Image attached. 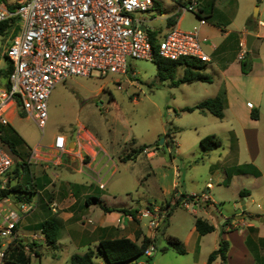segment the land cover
I'll list each match as a JSON object with an SVG mask.
<instances>
[{
    "label": "rangeland",
    "instance_id": "obj_1",
    "mask_svg": "<svg viewBox=\"0 0 264 264\" xmlns=\"http://www.w3.org/2000/svg\"><path fill=\"white\" fill-rule=\"evenodd\" d=\"M202 1L207 7V16L210 15V9H214L224 17H231V27L235 30L245 28L247 32L258 34L251 47L249 59L253 61V75L262 73L264 76V29L259 25L260 22L264 23V0ZM155 3L156 8L144 14L152 18L145 26L154 33L155 38L168 27L164 22V17L167 16H174L176 19L182 15L179 22L181 30H192L196 26L197 18L190 11L182 12L177 9V4L186 5L184 0H155ZM253 13L256 14L254 18ZM208 22L211 24L218 22V16L210 15ZM8 34H0V69H5L8 64L7 59L1 56L4 46L8 43ZM127 64L133 71L132 76L129 73L99 75L92 72L89 77L73 76L55 83L46 101V121L43 129L38 128L32 119L16 115L9 125L22 140L21 146H17L13 151L1 139L0 146L9 152L14 162L20 160L26 162L28 153L35 144L44 146L51 142L55 134H61L67 139L72 138L81 127V132L86 131L102 143L111 159L96 174L94 170L90 171L84 167L79 170L77 164L67 166L68 156L63 155V158L66 157V160L62 159L64 163L51 168L50 182L53 185L79 182L97 186L96 179L100 178L109 196L107 203L110 206L128 202L134 193L141 196L139 200L142 204L152 203L163 211H166L170 202L169 213L165 214L167 215L165 221L159 220L157 228L148 227L149 217L139 219L142 234L147 236L154 234L155 241L150 247V257L141 255L136 259V264H205L207 253L217 245L218 226L214 232L202 235L199 240L196 234L188 235L195 214L200 213L197 207H192L195 210V213H192L190 208H184L180 202L173 205L176 192L183 194L203 190L210 193L220 208L221 216L217 214L220 219L224 216L231 218L232 214L241 211V201L246 202L247 209L259 210L257 204L262 202L263 198L260 195L264 190V143L259 145V153L255 160L262 172L261 177L256 178L247 172L250 175L230 178L236 161L245 162L240 165L253 170L247 159L249 155L247 146L243 141L237 142L235 139L230 142L226 135L222 137L217 135L221 140L220 146L209 151L201 149L198 137L210 134L215 128L213 123L217 121L211 114L203 118L196 111H179L185 104H193L195 100L206 96L198 93L186 98L181 88L185 86L171 83L182 75L183 65L176 66L172 78L160 80L156 66L151 60L127 59ZM253 75L242 76L237 83L246 95L250 82L255 80L257 87L259 85ZM209 76L215 78L213 73H209ZM231 94L234 96V90ZM262 100L264 102V94ZM262 110L264 115V104ZM248 116L249 119L257 118H252L250 111ZM259 119L260 122H264L262 117ZM209 123L213 125H208ZM3 128L0 129V136ZM87 133L84 134V139H90ZM165 133L173 136L176 146L173 140L171 147L166 148L163 145L161 138ZM139 145H148L151 150L156 148L155 155L146 157L141 152H133L135 156L133 159L119 161ZM72 149L71 145L69 150ZM85 151H89L87 147ZM83 161L87 162L88 157H83ZM173 166L177 169L178 176L172 175ZM172 181L175 185H171ZM206 182L211 184L212 189H205ZM240 189L251 192L253 201L250 202L246 196L240 197L237 194ZM92 209L94 212L90 211L89 216L95 219L100 210ZM245 219L259 229L256 235H264V221L255 216ZM162 225H164L162 232L157 231ZM60 235L57 248L51 249L42 245L39 258L30 255V264H69L71 254H81L88 248L95 251V243H91L90 240L86 246H77L64 232ZM167 235L174 236L181 242L185 249L184 254L179 255L171 249L160 250L165 245L164 237ZM139 241L140 239L136 240L137 243ZM252 255L256 260L255 264H259L258 255L253 253ZM94 260L96 263L99 261ZM0 264L10 263L0 260Z\"/></svg>",
    "mask_w": 264,
    "mask_h": 264
},
{
    "label": "built area",
    "instance_id": "obj_2",
    "mask_svg": "<svg viewBox=\"0 0 264 264\" xmlns=\"http://www.w3.org/2000/svg\"><path fill=\"white\" fill-rule=\"evenodd\" d=\"M184 2L185 6L177 4L178 10L197 13L199 0ZM154 4L155 0H0V23L15 18L8 43L1 53L9 69L4 82H0V129L9 124L10 115L19 111L42 130L50 89L69 77H89L92 72L132 76L127 59L151 60L154 55L169 60L185 57L208 61L195 30L185 31L170 25L155 38V47L152 46L145 29L150 16L144 14L155 9ZM198 22L203 24L204 20L198 18ZM259 25L264 29V23ZM246 53L242 37L238 41L237 60H242ZM81 129L79 127L71 140L72 150L65 136L55 134L50 143L35 144L26 163L61 165L63 155H72L70 151L87 140L79 136ZM14 163L9 152L0 146V189L8 182L7 173ZM96 182L99 188L104 187L100 179ZM210 188L211 184L206 183L205 189ZM207 199L206 192L188 194L180 203L194 213L192 207ZM38 203L37 194L29 200L0 197V240L3 241L0 260L7 244L19 237L16 224L20 218L33 213ZM48 208L55 213L57 204L49 202ZM165 214L166 211L159 208L136 211L138 218H150L148 227L152 229L158 227ZM228 227L231 228L230 223ZM39 238L41 234L30 235L31 241ZM23 249L29 251L27 246ZM149 253L150 247H147L144 254Z\"/></svg>",
    "mask_w": 264,
    "mask_h": 264
},
{
    "label": "crops",
    "instance_id": "obj_3",
    "mask_svg": "<svg viewBox=\"0 0 264 264\" xmlns=\"http://www.w3.org/2000/svg\"><path fill=\"white\" fill-rule=\"evenodd\" d=\"M192 14L197 18V24L192 30L197 32L202 49L208 57V61L202 62L204 65L203 73L207 75H209V73H213L215 78H211L210 83L199 81L180 83L181 86H185L181 87L182 92L185 94L186 98L192 95L195 96L198 93L206 95L203 97L208 98L216 96L223 89L225 97L223 116L221 119L215 118L217 121V123H213L215 125L212 123L208 124L215 127L210 134L212 133L218 135L219 137L226 135L230 139V142L235 139L237 142L239 140L243 141L248 149V162L252 165L253 171L257 172V175L253 176L259 178L261 177L262 172H260L255 160L257 159L256 157L259 153V145L264 143V122H260L259 119L260 117L264 119V115L262 113L264 104L262 100V96L264 94V76L262 73H254L253 75V61H251L250 71L243 74L240 70V62L237 60L238 41L242 37L245 38L246 35L253 36L250 47L247 49L249 57L251 56V47L255 40V36L258 34L247 32L245 28L235 30L231 27L232 18L224 17L219 12L217 13L214 9H210V15L216 14L218 16V22H215L214 24L209 23L208 18L210 15L207 16V7L202 0H199L197 13ZM173 17L174 16L164 17L165 25L170 26L172 24L179 28V22L182 15H179L176 19ZM198 18L203 19L204 23L199 24ZM169 20L170 22H167ZM148 21H152V18L150 17ZM245 75H253V78H256L259 83L257 87V82L255 80L250 82L246 91L247 95L243 93L242 89L239 88L237 84L240 82V78ZM233 90L234 96L231 94V91ZM200 100H195L193 104H185L184 106H192ZM251 108L256 109V119L248 118ZM198 114H200L203 118H206L205 116L209 113ZM16 115L19 116V111L9 116V124L11 119ZM85 133L87 132L83 131L79 134V136L84 139ZM87 134L90 136V139H87L85 142H80L79 148L74 150L72 153L74 156H68L69 164L67 166L70 167L71 164H77L79 170L84 167L90 171L94 170L97 174L105 167L111 157H108L106 149L96 137L89 133ZM169 136L171 140L174 141L176 146L177 144L173 136ZM201 137L202 136H199L198 139ZM70 142L71 141H69L68 144ZM162 142H164V137ZM85 147L88 148V152L85 151ZM155 151L156 148L154 150L145 148L141 153H143L146 157H153L155 155ZM85 156L88 157L87 162L83 161V157ZM134 157L135 156H132L130 159H133ZM119 161L123 160L121 159ZM63 163L64 161L61 162V165ZM240 163L245 162L236 161L234 163V168L242 167L243 165H240ZM51 168L52 165L42 164V162L31 163L28 165L30 176L34 179V182L39 185V188L35 190L30 199L37 194L39 197V203L37 209L33 213L20 218L16 224V232L19 237H27L30 240V235H40V232L36 229L38 224L45 219L55 218L59 223V228L54 246L52 248L49 247L51 249H55L59 245L58 241L60 239L61 232H64L67 238L77 246H86V243L89 240L91 243H95L94 245L96 246L97 242L104 238L127 237L136 241L144 235L139 227L138 223L140 218L136 216V211L144 208L154 211L159 208L158 205L148 202L142 204L139 200L141 196L137 195V193L132 194L129 197L128 202H123L119 206H110L107 203V197L109 196L105 191V186L103 188H99L98 185L93 186L91 183L79 182H66L61 185H53L50 182V174L52 173ZM233 169L230 173V178L239 175H250L249 173L235 174ZM248 169L250 170L251 168L248 167ZM112 171L113 169L111 172ZM172 173V175L178 176L177 169H174V166L172 167ZM11 175H13L12 172ZM20 178L21 176L18 178L8 179V182L10 185H13L20 182ZM98 179L100 178H97L96 181ZM171 185H175V182L172 181ZM210 189H212V186ZM240 190L237 191V194ZM201 193H203V190L187 193L183 192L185 195ZM177 194L178 192H176V195ZM242 194L243 196L248 197L250 202L253 201L251 192L245 190ZM260 196L263 200L261 203L257 204L259 210L247 209L246 202H244V208H240L241 211L232 214L231 218L224 216L220 219L217 216V214L221 216L220 208H218L216 205L217 203L213 200L210 193H207L208 199L206 202H199L196 206L200 215L196 213L195 216L201 217L211 224L213 226V230L211 232H214L216 230V226H218V230L216 231L218 238H222L227 241L228 249L226 253V264H255L256 260L253 259L252 253L254 255H258L257 262H259V264H264V235H256L259 229L255 227L252 222L245 219L253 216L257 219L264 218V190ZM10 197H14V194H10ZM89 197L99 199L107 207L130 210L134 216L132 218L131 215L118 211H103L94 203L87 204L86 200L89 201ZM52 201L57 202L58 204V209L55 213L50 212L48 208V203ZM169 203L167 204L166 212H168V209L170 208ZM92 208L100 210V214L95 219H91L89 216L90 211L94 212ZM245 209L247 210L245 211ZM229 223L231 224V228L228 227ZM233 225L236 227L232 228ZM194 234L197 235L198 240L200 237H203L202 235H198L192 226L188 235L191 236ZM151 235L152 234L148 235V237L151 238L154 236ZM0 242H2V240ZM34 242L39 244L36 249L39 252V255L33 256L39 258L42 245L44 246L42 236ZM215 248L216 246H214L211 250ZM97 262L101 263L100 260ZM210 264L221 263L218 258H215Z\"/></svg>",
    "mask_w": 264,
    "mask_h": 264
},
{
    "label": "trees",
    "instance_id": "obj_4",
    "mask_svg": "<svg viewBox=\"0 0 264 264\" xmlns=\"http://www.w3.org/2000/svg\"><path fill=\"white\" fill-rule=\"evenodd\" d=\"M156 6L157 4L155 3L154 7L156 8ZM14 21V17L2 21L0 23V34L9 33L11 31ZM167 22H170V20ZM15 31L16 28L14 27L13 33H15ZM146 31L149 35L152 46L155 47L154 33L149 31L148 29H146ZM151 61L156 66V73L160 80L172 78L176 66L183 65L182 75L171 82L173 85L180 83H191L195 81L206 83L211 82V77L203 73L204 65L199 60L189 59L185 57H181L176 60H169L154 55ZM239 62L241 72L243 74L248 73L250 71L251 66V61L248 57V53H246L244 58ZM8 69V66H6L5 69H0V82H4L8 73ZM224 103L225 97L224 91L222 89L216 96L204 98L192 106H184L180 108L179 111H197L198 113H209L215 118L221 119L223 116ZM19 115L20 117H23V114L21 112H19ZM250 116L252 118L257 117L255 108H251ZM163 137V145L166 148L171 147L172 140L169 134L165 133ZM0 139L4 141L13 151H15V148L17 146H21L22 144V140L17 136L12 126L9 124L4 126L3 133L0 136ZM72 139L73 137L69 138L68 140L71 141ZM198 144L203 151H209L220 146L221 140L215 134H207L198 140ZM148 147V145H139L134 150H131L126 153L122 157V160H128L132 156H134L133 152L139 153ZM63 159L66 160V157ZM11 172L13 173V175H11ZM233 172L235 174L249 172L255 176L257 175V172L253 171L252 169L249 170L247 167L244 166L234 168ZM7 176L8 179L18 178L21 176L20 182H17L13 185H10L9 182H7L4 188L0 189V197H6L10 196V194H14L15 200H29L30 197L34 194L35 190L39 188V185H37V183L34 182V179L30 176L28 164L24 160L16 161L7 173ZM244 191L245 190H240L238 192L240 197H243L242 192ZM183 196H185V194H178L175 197L173 205L178 204V202H181V198ZM88 200L89 201L86 200L87 204L94 203L103 211H118L127 213L131 215L132 218L134 216V214L130 210L120 209L116 207H107L95 197H89ZM166 213H169V209ZM166 216L167 215L164 216V221ZM163 227L164 225L161 226V229H157V231L162 232ZM193 227L198 235H204L213 230V226L211 224H209L205 219L198 216H194ZM58 228L59 223L55 218L45 219L38 224L36 229L40 232L43 244L45 246L51 248L54 246ZM154 241V236L150 238L145 235H142L138 243L135 240H131L127 237L100 239L95 246V251L88 249L82 254H71L69 256V264H101L102 262L104 264H136V259L139 256L144 255L146 257H150L149 255L144 254V250L147 247H151L154 244ZM164 242L165 245L160 248L161 251L171 249L179 255L185 253L183 245L176 237L167 235L164 237ZM38 245L39 244H36L34 241L29 240L27 237H16L12 241H10L4 248L2 261L8 262L10 264H30V255H39V252L36 250ZM24 246H27L29 251H25L23 249ZM227 249V241L225 239L218 238L216 248L211 250L207 254L205 264H210L215 258H218L221 264H226ZM94 259H99L101 263H96ZM132 259H134L135 262L129 263V261Z\"/></svg>",
    "mask_w": 264,
    "mask_h": 264
},
{
    "label": "water",
    "instance_id": "obj_5",
    "mask_svg": "<svg viewBox=\"0 0 264 264\" xmlns=\"http://www.w3.org/2000/svg\"><path fill=\"white\" fill-rule=\"evenodd\" d=\"M252 17L254 18L255 17V14L253 13L252 14ZM252 39H253V36H251V35H246V37H245V44H246V48L248 49L249 47H250V44H251V42H252ZM163 140V138H161V141ZM71 143V142H70ZM70 143L68 144V147H70L71 145H70ZM12 198V197H11ZM244 208V205H243V202L241 201V209H243ZM261 221H264V218H261L260 219ZM135 262V260L134 259H132V260H130L129 261V263H134Z\"/></svg>",
    "mask_w": 264,
    "mask_h": 264
}]
</instances>
